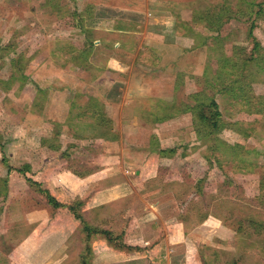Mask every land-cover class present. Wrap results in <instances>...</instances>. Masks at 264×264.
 Wrapping results in <instances>:
<instances>
[{
  "label": "rangeland",
  "instance_id": "1",
  "mask_svg": "<svg viewBox=\"0 0 264 264\" xmlns=\"http://www.w3.org/2000/svg\"><path fill=\"white\" fill-rule=\"evenodd\" d=\"M211 100L222 123L209 134L191 108ZM74 104L104 113L114 148L90 137L102 127L74 135ZM100 166L88 182L126 177L105 185L99 210L126 240L158 203L161 223L200 227L187 242L205 244L210 264H264V229L250 222L264 223V0H0V262L28 227L48 242L73 225L29 179L71 205L102 189L73 172ZM78 223L70 241L86 253ZM198 258L192 245L185 264Z\"/></svg>",
  "mask_w": 264,
  "mask_h": 264
},
{
  "label": "crops",
  "instance_id": "2",
  "mask_svg": "<svg viewBox=\"0 0 264 264\" xmlns=\"http://www.w3.org/2000/svg\"><path fill=\"white\" fill-rule=\"evenodd\" d=\"M117 143L118 142L116 141L111 142L113 148ZM111 165L114 171V163ZM103 166H100L97 172H95L96 170L94 172L91 171L83 177L73 175L74 177H76L77 182H86L87 187H89L90 189L102 188L100 191L95 193L94 196L88 194L89 200L86 201L83 199L84 207L87 205V203L91 204L92 206L86 210L92 209L93 212L96 211L95 214L98 218H100L101 216V211L99 210H101L102 206L108 205L109 202L107 201V199H110L109 194H106L108 189L105 187V185L114 184L116 182L121 184V182H124L122 180L126 178L125 176L116 177V175H113L104 176L97 183L92 184L90 183L91 181L88 182V180L92 177H95L97 173L104 172ZM128 172L131 173L130 171ZM59 175L67 176L65 172H61V174ZM122 190L123 191L121 194H123L124 197H129V193L131 192L130 188L125 187ZM155 206L156 207L152 210H146L149 216L146 222L140 223V225L138 226L134 225V228H132L134 239L128 240H126L129 237L128 231L126 232V229L128 228L127 225H122L119 221H114V223L112 224H110L111 222L106 223V221L101 220V218L99 219V221L103 224L101 226L95 224L93 222L94 219L89 218L88 214L86 216V210L84 211L83 207V210L81 212L84 218L91 224L92 227L120 233L121 235H123V242L127 247L126 249H114L113 247L108 245L107 241L103 237L97 235L94 236L91 240V243L87 245L91 248V255H87V251L86 253H84L82 250H78L79 252L76 253L70 239L78 231L77 224L79 223L72 217V215L65 211L63 215L68 218V221H71L73 225L70 224L68 227H65L63 225L56 226L57 223H55L56 227H54L56 228V230L54 231L55 228L53 229V238L48 242L47 238L51 235L39 238L37 234L40 232V229L37 227H28L27 229H25L24 236L21 241L17 245H15V247L9 254H7L8 264H17L15 262L16 260H14V257L16 255L22 256V259L19 260V264H68L69 262H74L73 264H83L84 261L85 264H157L158 261H160L161 264H185V262L187 261L186 256L192 245L198 250V263L203 264L202 249L205 244L201 248L200 244H189L187 242L189 236L201 230L200 227L197 228L198 230H195L194 228L193 231L187 233L186 230L185 232L183 231V229H185L183 223L176 222L172 225H168L169 222L161 223V214L159 211L160 206L158 203ZM112 214L113 216H115L117 212ZM118 214L125 219V212L123 214L121 213V211H119ZM92 215L93 214L91 212V216ZM213 222L222 225L218 220L213 219ZM221 227L223 228V225ZM21 232H23L22 229ZM88 247H86V250ZM178 248H182L183 251L180 252ZM86 256H88V258H86ZM89 257L92 259L88 260ZM0 264H3V262H0Z\"/></svg>",
  "mask_w": 264,
  "mask_h": 264
},
{
  "label": "trees",
  "instance_id": "3",
  "mask_svg": "<svg viewBox=\"0 0 264 264\" xmlns=\"http://www.w3.org/2000/svg\"><path fill=\"white\" fill-rule=\"evenodd\" d=\"M86 42H89L86 40ZM95 41H90L88 44V47L90 48V50L92 48H94L95 46ZM86 53V51H85ZM84 51L82 52V54H85ZM139 58V57H138ZM233 89H231L230 91H233ZM72 109H71V113L70 115H68V120H70V126L71 128H73L74 131V135L78 136V138H84L85 134L82 136L80 134H83L82 132V127L83 126H87L88 129L92 128H100L102 127L101 131L103 133H101V135H97L96 133H93L90 135V137H99L102 138L106 141H117L116 139H118V134H116L115 132V127H113V125L105 118V115L102 111H98V112H91L90 109L87 107H80V110L78 112L77 110V104L72 105ZM74 109L77 111L76 113L74 112ZM219 106L218 104L211 100L209 103H202L200 107L198 108H194L191 110L195 111L197 118H196V124L197 126H201V128L205 127L206 130L209 131L211 133H214L215 131H219V127L221 126L222 120H221V112L218 110ZM152 114H155L152 113ZM90 116V117H87ZM169 118V117H168ZM89 136V135H88ZM87 137V136H86ZM85 137V138H86ZM173 152V151H171ZM163 155H166V153H168L167 151L162 150ZM21 173H25L23 171H19ZM75 175H77L78 177H83L86 174H80V173H76L73 172ZM29 182L31 183V185H34L35 188L38 187L39 192H41L43 195H45V197L47 198L48 202L50 205L53 206V209H55L56 211H67L70 215H72V217L77 220L78 222H80L83 226V232L86 235V243L87 245H89V243L91 242L92 238L94 236L97 235H101L108 243L109 246L113 247L114 249H119V250H123L126 249V245L123 244L122 241V237L123 235H115L113 232L111 231H107V230H103V229H98L95 227H92L91 224L84 218L81 209L83 207V202L79 201L77 203L68 205V204H64L59 202L54 196H52L49 191L47 190H43L39 184H37L36 182L32 181L31 179H29ZM261 186L262 189L264 191V180L261 181ZM213 216V215H212ZM213 219L221 221L220 219H217L216 216H213ZM254 226L258 225L259 227L255 230V232H261L262 229H264V223L261 224H257L254 221H250ZM222 223V222H221ZM242 223V222H241ZM223 224V223H222ZM256 227V226H255ZM241 231L246 232L245 227H241ZM250 237H255V236H250ZM88 247V246H87ZM87 255H91V248L88 247L87 248ZM249 251L246 252V250H243V255L241 260L243 261L246 254ZM204 259L203 264H210L207 260V258L205 257V254L202 256ZM241 261H237V262H232L231 264H239Z\"/></svg>",
  "mask_w": 264,
  "mask_h": 264
}]
</instances>
